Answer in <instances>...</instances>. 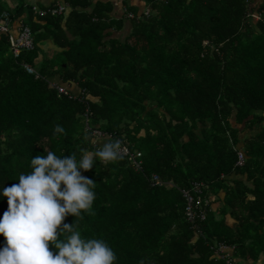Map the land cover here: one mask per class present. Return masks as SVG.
Segmentation results:
<instances>
[{"label":"trees","instance_id":"1","mask_svg":"<svg viewBox=\"0 0 264 264\" xmlns=\"http://www.w3.org/2000/svg\"><path fill=\"white\" fill-rule=\"evenodd\" d=\"M63 1L66 18L29 16L33 51L14 58L0 35V185L18 183L44 151L79 158L80 148L95 147L91 139L102 146L118 138L140 153V169L123 156L81 170L97 183L93 214L64 221L107 241L115 264H227L215 253L220 244L235 245L241 260L264 255V0H139L143 8L122 0L119 19L109 17L111 0L88 12L90 0ZM125 20L129 31L111 37ZM39 22L64 46L58 68L36 67ZM54 74L79 92L59 93L49 84ZM56 124L64 135H53ZM199 182L209 187L200 201L193 192ZM221 192L223 199L211 198ZM188 194L193 221L185 215ZM215 201L222 205L217 219L209 207ZM7 207L0 199V217ZM225 214L234 216L233 228Z\"/></svg>","mask_w":264,"mask_h":264},{"label":"clouds","instance_id":"2","mask_svg":"<svg viewBox=\"0 0 264 264\" xmlns=\"http://www.w3.org/2000/svg\"><path fill=\"white\" fill-rule=\"evenodd\" d=\"M64 134L63 125L56 124L53 135ZM90 142L95 147L80 148L79 158L77 152L57 155L44 151V155L30 159L31 171L21 172L15 180L18 183L0 185V199L6 197L8 206L0 217V235L6 241L0 247V264H115L116 254L107 241L83 235L74 222L64 223L69 215L82 219L85 213L93 214L97 183L83 176L81 170L86 172L97 162L109 164L123 159L120 139L103 142L102 146L95 139ZM230 246L236 250L235 245Z\"/></svg>","mask_w":264,"mask_h":264},{"label":"built area","instance_id":"3","mask_svg":"<svg viewBox=\"0 0 264 264\" xmlns=\"http://www.w3.org/2000/svg\"><path fill=\"white\" fill-rule=\"evenodd\" d=\"M66 7L64 5H56L53 7H47L43 9H39L37 7L32 6L31 12L32 14L37 18L45 17L46 15H60L63 14ZM128 17H132L131 15H128ZM0 35H4L7 38L8 41V48L9 51L12 53L14 58H17L21 51L30 52L33 51L35 48V40H34V34L31 31V28L21 20L17 22L15 18L11 15V13L7 10L0 12ZM23 69L27 74L33 75L34 77L38 78L40 75L38 72L33 69L30 65L23 63L22 64ZM49 84L56 88V90L59 93H62L64 95H67L71 97L68 89L66 87H63L61 85H55L49 82ZM76 95H74L75 97ZM95 138H100L104 136V133L98 129H91V134ZM108 139L111 138V135L107 136ZM122 142V141H121ZM123 152L122 155L127 157L128 160L133 164L134 169L138 170L141 167V162L138 159L140 157L139 152L132 153L127 148L125 142H122ZM244 163V156L241 152H238L237 154V166H242ZM153 179L155 180V183H158V178L156 176H153ZM204 184L202 183H194L193 184V192L195 195H197V199L200 201L199 195L202 192V189H204ZM185 198L187 200V207L185 210V215L188 220L193 221L194 217L196 216L194 213V209L191 208V204L193 203V197L188 194L185 195ZM198 218L200 220H204L205 218V210H201L198 213ZM233 246L230 245H222L220 244L217 247L216 255L220 258H223L227 264H235L233 261V258L229 251L233 250Z\"/></svg>","mask_w":264,"mask_h":264},{"label":"crops","instance_id":"4","mask_svg":"<svg viewBox=\"0 0 264 264\" xmlns=\"http://www.w3.org/2000/svg\"><path fill=\"white\" fill-rule=\"evenodd\" d=\"M24 4H21L20 0H4L3 5H0V12L2 11H10V13L16 17L15 19L17 20V22L19 20H21L22 22L26 23L29 20V16H32L31 12H30V8L31 6L34 7H38V8H47V7H53L56 5H64L66 7L65 11L63 12L64 17L66 18V16L69 14L70 12V8L64 3L63 0H22ZM104 0H90L91 2V6L89 8L86 9V11H90L91 8H93V5L97 2H103ZM112 6L113 8L111 9L110 13H109V17H111L112 19H119L122 15H123V9H124V5H123V1L122 0H111ZM128 4H136L137 6H139L140 8H143V4L139 1V0H127ZM21 5L22 9H20V11L22 12L19 16H17V8H19ZM81 9V8H80ZM142 10V9H141ZM32 21H39L40 19H37L36 17L32 16ZM126 19V18H124ZM124 27L122 30L120 31H112L111 32V37H120L123 36L125 33H127L129 31V27L130 24L128 21H124ZM39 24L41 25L40 30L42 33V36L44 35V39L39 43V48H40V54L37 58V60L35 61L36 63V67H38L43 61L47 62L48 64H50V60H52L54 57L59 58V60L61 61L63 59V54H64V46H58L53 39L50 36V33L46 32V30L44 29V23L39 22ZM28 25V24H27ZM62 25L64 26V23L62 22ZM70 36V35H69ZM110 38V37H109ZM36 67H34L36 69ZM51 78H49V81L52 84L55 85H61L63 87H69L71 89V91H73L75 94H77L79 92V87L76 84H63L62 79L60 78V75H52L50 76ZM236 149L238 151H240L239 149H241V146L236 147ZM242 152V151H241ZM227 180V183L230 184L231 180L236 179V177L232 176V177H227L225 178ZM223 192L219 193L218 196H211V198L213 200H217V199H223ZM212 206L210 210L213 211V214L215 215L216 219L219 218L221 216L220 212H219V208L222 206L220 205V203L218 201H215V203H212ZM224 220H225V224L231 228L234 227L235 225V218L233 215H229V214H225L224 215ZM237 248V247H236ZM231 256L234 257V261L238 264H264V255L262 253H260L258 255V257L256 259H247V260H241L238 259V252L237 249H233L231 251H229Z\"/></svg>","mask_w":264,"mask_h":264},{"label":"rangeland","instance_id":"5","mask_svg":"<svg viewBox=\"0 0 264 264\" xmlns=\"http://www.w3.org/2000/svg\"><path fill=\"white\" fill-rule=\"evenodd\" d=\"M3 3H4V0H0V5H3ZM50 64L53 65V67L58 68V65L60 64V60H59V58L54 57V58L50 61ZM39 67H41V66H39Z\"/></svg>","mask_w":264,"mask_h":264}]
</instances>
